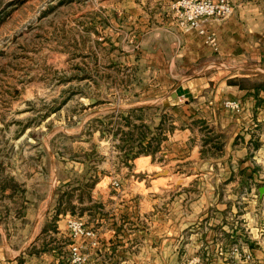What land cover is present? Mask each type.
I'll list each match as a JSON object with an SVG mask.
<instances>
[{
  "label": "crops",
  "instance_id": "crops-1",
  "mask_svg": "<svg viewBox=\"0 0 264 264\" xmlns=\"http://www.w3.org/2000/svg\"><path fill=\"white\" fill-rule=\"evenodd\" d=\"M247 4L254 5L242 0L238 6ZM202 25L203 33L170 25L142 40L146 68L163 81L151 94L142 88L140 99L172 112L167 131L156 112V131L143 138L154 151L134 158L150 178L144 187L137 182L144 205L134 212L118 208L107 176L99 174L94 176L96 204L91 199L86 205L82 196L72 199L61 188V203L54 205L58 180H51L38 209L36 192L28 191L35 202L24 212L23 238L12 240L0 227V264H175L193 255L205 264H230L243 257L230 253L234 247L250 252L249 264H264V17L244 8ZM207 33L215 34V43L206 40ZM227 99L237 100L240 110L224 106ZM150 195L163 205L145 207ZM67 201L70 208L63 207ZM69 215L83 218L96 234L92 245L90 237L80 238L87 240L80 263L69 255ZM143 219L148 228L135 226ZM136 229L146 247L155 246L141 257L129 249Z\"/></svg>",
  "mask_w": 264,
  "mask_h": 264
},
{
  "label": "rangeland",
  "instance_id": "rangeland-1",
  "mask_svg": "<svg viewBox=\"0 0 264 264\" xmlns=\"http://www.w3.org/2000/svg\"><path fill=\"white\" fill-rule=\"evenodd\" d=\"M180 1L0 0L2 233L11 234L12 240L24 237L28 230L24 212L35 202L28 191L36 192L38 209L51 180H58L54 205L61 203V188L70 191L72 199L82 196L86 205L91 199L96 204L98 174L107 176L118 208L132 207L134 212L144 205L137 184L144 187L150 178L143 164L134 160L143 153L134 152L145 148L139 143L144 133L156 131V112L162 113L161 127L166 131L172 127V112L168 108L162 112L160 103L143 105L140 99L142 88L151 94L156 82L163 81L158 72L146 68L142 40L170 25L176 30L195 27L203 33L204 22L223 20L237 9L252 8L264 17V0H243L254 4L251 7L238 6L242 0H189L206 1L222 10L192 22L189 7ZM215 39L214 33L206 34L209 43ZM156 198L147 197L145 207L148 202L163 205ZM71 218L83 221L94 235H74L68 227ZM144 222L135 226L148 228ZM65 224L72 238L70 259L80 263L86 241L95 243V230L77 215L67 216ZM153 230L157 234V228ZM149 231L145 230L147 237ZM135 233L129 245L134 257L155 248L139 240L138 229ZM230 253L243 255L233 257L230 264L250 263L251 254L242 247ZM175 264L205 263L193 255Z\"/></svg>",
  "mask_w": 264,
  "mask_h": 264
},
{
  "label": "built area",
  "instance_id": "built-area-1",
  "mask_svg": "<svg viewBox=\"0 0 264 264\" xmlns=\"http://www.w3.org/2000/svg\"><path fill=\"white\" fill-rule=\"evenodd\" d=\"M180 4L189 7L188 18L192 20V22H197V20L202 17H209L222 12L220 8L214 6L213 4H209L206 1L192 2L189 0H182L180 1ZM223 104L224 106L230 107L236 111L240 110V104L237 100L227 99L223 102ZM68 227L74 235H94L93 231L89 227L85 226L84 222L79 219H69Z\"/></svg>",
  "mask_w": 264,
  "mask_h": 264
},
{
  "label": "trees",
  "instance_id": "trees-1",
  "mask_svg": "<svg viewBox=\"0 0 264 264\" xmlns=\"http://www.w3.org/2000/svg\"><path fill=\"white\" fill-rule=\"evenodd\" d=\"M144 136H145V133L143 134L142 139L139 140V143H140V144H144V145H145V148L140 149V151H136V152H134V153H139V152H140V153H141V152H142V153H152V152L154 151V149H150V148H148V147L150 146V139H149L146 143H143V142H144V141H143ZM66 207H70L69 203L66 204L64 208H66Z\"/></svg>",
  "mask_w": 264,
  "mask_h": 264
},
{
  "label": "water",
  "instance_id": "water-1",
  "mask_svg": "<svg viewBox=\"0 0 264 264\" xmlns=\"http://www.w3.org/2000/svg\"><path fill=\"white\" fill-rule=\"evenodd\" d=\"M176 96H177L176 92L172 93V97H176ZM260 190H261V191H264V187H261Z\"/></svg>",
  "mask_w": 264,
  "mask_h": 264
}]
</instances>
